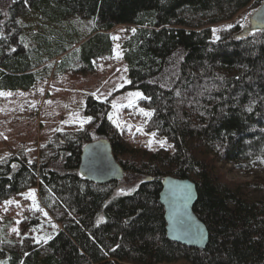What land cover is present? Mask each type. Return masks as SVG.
I'll return each instance as SVG.
<instances>
[{
    "label": "trees",
    "instance_id": "16d2710c",
    "mask_svg": "<svg viewBox=\"0 0 264 264\" xmlns=\"http://www.w3.org/2000/svg\"><path fill=\"white\" fill-rule=\"evenodd\" d=\"M262 1L0 0V90L30 89L50 72H92L94 59L112 53L109 30L134 25L122 43L124 89L142 92L139 103L152 110L148 130L174 148L129 145L108 118L109 99L87 96L86 128L59 133L39 162L0 161V202L38 184L42 205L61 223L40 242L0 241V264H264V181L249 194L218 167L264 160V30L239 35L245 25L237 22L214 38L210 28L250 3L251 17ZM28 12L54 23L96 16V23L77 41L75 28L24 39L18 18ZM97 138L110 141L123 178L100 184L82 176V148ZM166 174L196 184L193 210L209 231L202 249L167 237L159 201ZM121 184L131 189L116 192Z\"/></svg>",
    "mask_w": 264,
    "mask_h": 264
},
{
    "label": "rangeland",
    "instance_id": "374dc122",
    "mask_svg": "<svg viewBox=\"0 0 264 264\" xmlns=\"http://www.w3.org/2000/svg\"><path fill=\"white\" fill-rule=\"evenodd\" d=\"M251 8L252 3L231 19L211 24L213 37H220L230 28L228 25L232 26L237 22L247 27ZM18 22L26 27L24 39L26 36L31 38L36 32L52 38L61 30L75 28L77 33H74V38L77 41L76 37L79 40L91 32L96 16L72 15L54 23L35 12H28L21 15ZM135 28L134 25L120 24L109 30L112 53L94 59L95 70L92 72L59 75L50 72L30 89L0 90V161L20 155L29 161L39 162L46 146L59 133H75L86 128L90 122L87 118L90 116L84 113V106L89 95L101 101L109 99L108 118L129 145L151 150L168 148L172 152L174 148L169 141L147 128L152 110L139 103L141 97L130 95L142 92L138 89H124L129 78L122 43ZM77 46L75 44L73 48ZM117 53L120 54L119 57ZM60 59L61 56L56 58ZM141 109L151 115L145 116ZM85 120L87 122L82 123ZM218 167L225 179L239 185L249 194L256 186L253 182L264 181V160L221 161ZM130 189L131 187L121 184L116 186L115 191L125 192ZM39 193V186L36 184L0 202V241L18 245L30 235L36 242H40L61 228V223L42 205ZM34 217L38 220L37 224H31ZM162 264L190 263L178 260Z\"/></svg>",
    "mask_w": 264,
    "mask_h": 264
},
{
    "label": "water",
    "instance_id": "95a60500",
    "mask_svg": "<svg viewBox=\"0 0 264 264\" xmlns=\"http://www.w3.org/2000/svg\"><path fill=\"white\" fill-rule=\"evenodd\" d=\"M253 30H264V1L252 12L249 25L239 35ZM79 170L83 177L100 184L113 182L124 176L123 167L106 138H97L84 144ZM161 184L159 201L164 207L167 237L187 246L204 248L209 231L193 210L197 200L195 182L187 177L166 174L162 177Z\"/></svg>",
    "mask_w": 264,
    "mask_h": 264
},
{
    "label": "snow or ice",
    "instance_id": "6c2138e0",
    "mask_svg": "<svg viewBox=\"0 0 264 264\" xmlns=\"http://www.w3.org/2000/svg\"><path fill=\"white\" fill-rule=\"evenodd\" d=\"M227 27H231V25H228ZM133 31H135V29H133ZM213 31H215V30H213ZM217 38H218V37H217ZM114 39H118V37H114ZM117 47H118V46H117ZM119 55H120V54L117 53V57H119ZM130 95L143 98L142 94L139 93V92L132 93V94H130ZM141 112H142L145 116H150V115H151L150 112H144L143 109H141ZM90 119H91V117H88V118H87V120H90ZM87 120L82 121V123L87 122ZM139 130H140V129H138V131H139ZM153 135H154V134H153ZM0 159H2V158H0ZM13 167H15V165H13ZM45 215H46V213H45ZM13 231H16V229H13Z\"/></svg>",
    "mask_w": 264,
    "mask_h": 264
}]
</instances>
